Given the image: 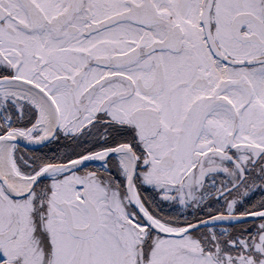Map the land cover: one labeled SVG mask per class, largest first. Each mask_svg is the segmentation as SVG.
Here are the masks:
<instances>
[{"label": "snow or ice", "instance_id": "6c2138e0", "mask_svg": "<svg viewBox=\"0 0 264 264\" xmlns=\"http://www.w3.org/2000/svg\"><path fill=\"white\" fill-rule=\"evenodd\" d=\"M0 264H264V0H0Z\"/></svg>", "mask_w": 264, "mask_h": 264}]
</instances>
